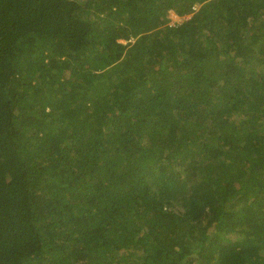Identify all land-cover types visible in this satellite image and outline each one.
<instances>
[{
  "label": "trees",
  "instance_id": "16d2710c",
  "mask_svg": "<svg viewBox=\"0 0 264 264\" xmlns=\"http://www.w3.org/2000/svg\"><path fill=\"white\" fill-rule=\"evenodd\" d=\"M0 264H264V0H0Z\"/></svg>",
  "mask_w": 264,
  "mask_h": 264
},
{
  "label": "rangeland",
  "instance_id": "374dc122",
  "mask_svg": "<svg viewBox=\"0 0 264 264\" xmlns=\"http://www.w3.org/2000/svg\"><path fill=\"white\" fill-rule=\"evenodd\" d=\"M187 17L188 16H184V18H187ZM182 19H183V17H179V16L175 15L172 11L169 13L170 24L180 23Z\"/></svg>",
  "mask_w": 264,
  "mask_h": 264
},
{
  "label": "built area",
  "instance_id": "2783aa9c",
  "mask_svg": "<svg viewBox=\"0 0 264 264\" xmlns=\"http://www.w3.org/2000/svg\"><path fill=\"white\" fill-rule=\"evenodd\" d=\"M193 9H195V7H193Z\"/></svg>",
  "mask_w": 264,
  "mask_h": 264
}]
</instances>
